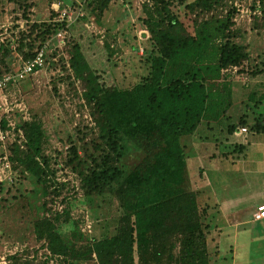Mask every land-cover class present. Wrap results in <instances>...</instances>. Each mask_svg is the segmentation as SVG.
<instances>
[{
  "label": "trees",
  "instance_id": "trees-1",
  "mask_svg": "<svg viewBox=\"0 0 264 264\" xmlns=\"http://www.w3.org/2000/svg\"><path fill=\"white\" fill-rule=\"evenodd\" d=\"M37 1L0 0V19L7 12L15 23L8 29L11 36L0 41V77L15 71L14 62H19V68L21 62L33 59L59 32L65 34V43L77 34V27L96 40L99 36L89 33L85 24L91 16L102 21L115 2L83 0L84 16L68 24L59 21L53 9L49 20H34ZM62 1L48 3H61L63 9L68 0ZM139 1V20L149 38L140 57L145 73L136 79L107 81L89 66L79 41L72 40L71 54L64 45L70 56V67L65 70L72 69L82 82L81 97L98 136L85 146L68 139L65 164L75 174L60 181L58 168L51 166L53 161L45 153L47 136L41 122L29 118L17 125L16 139L9 144L13 181L0 183V237L20 234L18 239L25 243L32 234L45 247L44 236L50 233L48 247L65 256L64 264H210L205 223L210 206L199 202L204 187L191 175L182 140L197 135L204 122L208 129L214 128L217 95L213 83L230 68L242 72L246 64L250 79H264V57L249 62L253 47L237 41L241 32L236 29L237 11L231 0ZM19 22L25 23L24 28ZM251 30L258 35L264 30V10L254 17ZM53 48L49 45L46 50L47 64L52 61L48 52ZM103 48L111 56L116 52L108 43ZM58 62L65 64L63 57ZM14 87L9 85L6 93ZM1 125L7 128L6 118ZM239 128L264 133V121L256 118L249 124L244 114L238 124L227 125L222 130L227 132V145L220 144L228 152L222 155L239 158L245 153L246 145L229 142ZM87 129L90 126L76 128V132L84 138ZM199 171L204 173L205 168ZM29 180L30 190L23 187V181ZM75 184L89 204H99V198L104 204L109 202L111 213L117 216L114 234L84 238L86 233L77 231L78 235L67 238L57 231L54 222L66 223L73 216L72 201L78 194ZM13 190L17 193L12 195ZM34 193L38 200L44 199L37 206V217L30 202ZM11 260L12 264H42L37 250L27 249L25 255Z\"/></svg>",
  "mask_w": 264,
  "mask_h": 264
},
{
  "label": "rangeland",
  "instance_id": "rangeland-1",
  "mask_svg": "<svg viewBox=\"0 0 264 264\" xmlns=\"http://www.w3.org/2000/svg\"><path fill=\"white\" fill-rule=\"evenodd\" d=\"M67 3V7H81L83 0H68ZM52 4L50 5L48 0H38L37 6L33 8V19L49 20ZM141 15L139 0H115L102 21L91 16L85 24L89 33L99 36L96 40L84 33L80 27H77V34L70 43L67 41L60 44L58 40H52L50 45L54 48L48 52L52 61L36 74L29 75L25 80L18 82L8 92L9 99L15 103L14 105H19L15 108L17 112L13 116L17 125L21 126L23 120L29 118L41 122L47 136L45 153L53 161L51 166L58 168L60 181L72 179L75 174L65 164L69 148L68 139H75L79 146H85L96 140L98 136L89 107L85 106L81 97L83 84L76 79L72 69L65 70V67H70V56L66 50L69 49L71 54L74 46L72 40L79 41L83 45V52L91 68L98 70L107 81L128 83L143 72L145 73L140 68V57L145 53L147 46L146 36L140 34L144 29L139 20ZM12 17L13 15L6 12L0 19V41L11 36L10 30L15 24ZM19 24L24 28V22ZM236 29L241 32L237 41L241 44L249 43L253 47L249 62L251 64L259 62L258 57L263 60L264 30L258 35L257 31L251 30V23L237 24ZM105 43L110 45V49L116 50L113 56L110 55L109 50L103 48ZM65 44L68 46L67 49L63 48ZM138 48H140L138 52H135ZM142 50H144L143 53ZM61 57L65 60L64 65L58 62ZM14 64L13 67L16 70L19 62ZM247 68V64L244 65L242 72L230 68L223 73L221 80L212 84L217 95L213 110L216 111V122L212 124L214 128L209 130L207 123L204 122L198 128L197 135L185 137L182 140L187 147V156L190 157L191 175L199 179L200 184L207 190L205 195L201 196L203 198L201 202H209L215 207L213 201L216 194L220 196L223 193L230 196L228 197L230 203L224 206V212L219 209L216 212L214 209L205 217L209 230L210 264H264V221L260 224L250 222L256 204L264 197V159H259V155L256 154L264 153V133L248 131L242 137H229L230 143L237 141L246 144V159H239L240 157L229 161L222 158L209 159V155L222 152L223 145L226 144L225 139L228 137L226 131V133L222 132L227 125L238 124L244 114L247 115L249 124H252L256 118L264 121V79H250L246 72ZM83 104L85 107H81ZM87 125L90 129L84 130L83 138V135L76 132V128ZM9 151L8 155L11 154ZM55 160L57 163L54 162ZM202 167L205 168L204 173L199 171ZM201 177L204 181H201ZM208 183H210L209 186H207ZM75 186L78 194L76 200L72 201L73 216L66 223H62V220L54 222L57 231L64 233L68 236L67 238H73V234H77V231L86 233L82 234L84 238L91 237L92 234L101 235V237L114 234L116 226L114 221L117 216L111 213L109 202H106V205L105 201L101 202L99 198V204H89L90 202L83 198L79 185L75 184ZM23 187L30 190L31 180L23 181ZM16 193V190H13L12 195ZM43 201V198L38 200L35 193L30 194L34 217L39 215L37 206ZM59 209L62 211L61 208ZM25 214L28 217V213ZM213 218H218L221 220L219 224H223L224 228H221L222 232L218 234L221 240L218 236L217 239L214 236L216 230L215 223L212 222ZM227 222L230 224L240 222V225L238 229L233 230L228 228ZM8 223L10 221L6 220L5 225ZM52 236L50 233L44 236L46 240H43L44 247L32 234L28 235L25 243H21L18 239L20 234L2 235L0 264H12L11 257L25 255L27 249L37 250L42 264H64L65 256L48 247V239ZM33 255L32 253L30 258H33Z\"/></svg>",
  "mask_w": 264,
  "mask_h": 264
},
{
  "label": "built area",
  "instance_id": "built-area-1",
  "mask_svg": "<svg viewBox=\"0 0 264 264\" xmlns=\"http://www.w3.org/2000/svg\"><path fill=\"white\" fill-rule=\"evenodd\" d=\"M231 3L237 11L235 18L237 24L251 23L253 18L255 16H261L264 10V2H262V0H231ZM52 6V9L59 13L58 20L67 21L68 24L73 23L78 17L84 16L81 7L76 9L65 7L62 9L61 3H54ZM140 34L146 36L145 39L149 38L147 30H141ZM65 37L63 32H59L55 39L61 44L65 42ZM49 45L50 43L38 50L33 59L21 62L20 67L14 72L7 73L0 77V148L3 150V155L0 156V183H11L13 181V171L9 161L8 151L9 143L14 141L12 139H15L14 130L17 129V122L13 116L17 112L15 108L19 107V105H14L15 103L9 99L6 89L9 85H16L18 82L25 80L29 75L36 74L40 69L46 66V50L49 48ZM143 51L144 50H142V53ZM3 118H6L8 121L6 129L1 125ZM18 131L19 134L22 135L21 130L18 129ZM240 132L246 133L247 129L242 128ZM253 220L255 222L264 220V203L258 206L257 211L253 214Z\"/></svg>",
  "mask_w": 264,
  "mask_h": 264
},
{
  "label": "crops",
  "instance_id": "crops-1",
  "mask_svg": "<svg viewBox=\"0 0 264 264\" xmlns=\"http://www.w3.org/2000/svg\"><path fill=\"white\" fill-rule=\"evenodd\" d=\"M210 130V129H209ZM241 131V128H239L237 131H236V133H235V136L233 137V138H237V137H242L244 134H246V133H248V131L246 132V133H241L240 132ZM203 141V140H202ZM231 142H233V141H231ZM233 143H236V144H244V145H246L245 143H242V142H237V141H235V142H233ZM228 149H224V150H222V152H219V153H215V154H213V155H209V159L211 158V159H217V158H222V159H235V158H232V157H230V156H228V155H222L223 153H225V152H228L227 151ZM246 152V151H245ZM245 154V156H246V154L247 153H244ZM244 154H242L243 156H240V158L239 159H246L247 158V156L245 157L244 156ZM257 155H259V159H264V153H263V155H261L260 153H256ZM235 156V155H234ZM233 156V157H234ZM209 184L210 183H208V185L207 186H209ZM207 192V190H206V188H202V193H201V195H199V202L200 203H202L201 202V199H203L201 196L202 195H205V193ZM209 192H211V190L209 191ZM263 194H264V191H263ZM228 197H230V196H226V195H224L223 193L220 195V196H218V194H216L215 195V198H214V201H213V203H214V205H215V207H213L212 205H210L209 204V202H205V203H202L203 205H205L206 203L210 206L209 207V209H210V211H209V214H211V212L215 209L216 210V212L218 211V209L219 210H221V211H225L224 210V206H226L227 204H229L230 203V199L228 198ZM262 203H264V197L262 198V199H260L259 201H258V203L256 204V208H254V212L256 211V209L258 208V206H260ZM253 212V213H254ZM253 213H252V217H251V219H250V222H253L254 220H253ZM262 221H264V220H261V221H258V222H255L256 224H260ZM213 224H214V226H215V233H216V235H214L215 236V238L217 239V236L219 237V239L221 240V238H220V235H218L219 233H221L222 232V230H221V228H224L223 227V224H219L220 222H221V220H219L218 218H213ZM245 223V222H244ZM226 225H228L229 227L228 228H233V230L234 229H238V226L240 225V222H233V223H226ZM260 235H261V232H260ZM213 238V237H212Z\"/></svg>",
  "mask_w": 264,
  "mask_h": 264
}]
</instances>
